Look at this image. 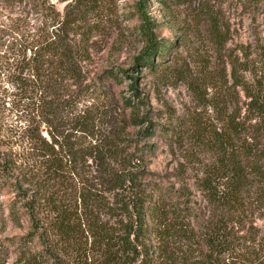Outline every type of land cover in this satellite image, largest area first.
I'll return each instance as SVG.
<instances>
[{
  "label": "trees",
  "instance_id": "obj_1",
  "mask_svg": "<svg viewBox=\"0 0 264 264\" xmlns=\"http://www.w3.org/2000/svg\"><path fill=\"white\" fill-rule=\"evenodd\" d=\"M2 1L19 12L3 35L11 39L0 56L1 100L26 122L17 135L23 159L12 144L10 153L0 152V194L15 193L7 203L11 218L24 215L29 227L12 240L14 264H264V83L256 61L220 55L215 74L190 78L214 89L207 103L220 121L211 129L194 123L192 139L213 160L194 176L203 202L193 204L189 188L149 178L144 154L152 143L140 150L137 140L152 137L155 126L128 132L146 122L129 97L118 96L128 116L104 128L99 88L85 82L82 69L87 51L70 36L95 0H74L70 12L71 5L57 10L49 0ZM145 2L136 5L145 45L136 59L156 69L154 56L175 46L155 38ZM209 26L222 47L215 18ZM103 73L109 84L119 81L112 70ZM93 94L98 102L89 101ZM7 248L0 241V264Z\"/></svg>",
  "mask_w": 264,
  "mask_h": 264
},
{
  "label": "rangeland",
  "instance_id": "obj_2",
  "mask_svg": "<svg viewBox=\"0 0 264 264\" xmlns=\"http://www.w3.org/2000/svg\"><path fill=\"white\" fill-rule=\"evenodd\" d=\"M49 1L55 2L57 10L71 5L67 12L76 6L74 0ZM138 2L140 0H95L92 12L83 21L73 22L70 36L87 51V59L81 62L82 69L85 82L99 88L100 106L107 112L104 128H113L114 123L128 116L129 109H122L118 96L129 97L137 106L138 116L144 117L146 122L138 127H127L128 132L135 134L148 122L155 126L152 137L140 136L137 140L140 150L152 143L153 151L144 154L149 178L162 186H185L192 192V203H202L193 180L213 159L211 153L199 151L198 143L191 136L196 124L208 129L220 127V121L207 103L214 89L206 86L202 79L209 76L208 73L215 74L220 55L225 62L228 54L233 53L242 60L247 56L256 61V77L261 76L264 83V0H146V16L152 23L155 38L175 46L173 51L166 50L162 58L154 56L156 69L137 63L136 58L142 55L145 46L137 33L142 22L136 12ZM18 12L19 7L6 6L0 0V56L11 39L3 36L4 32L14 30ZM212 17L223 39L220 48L214 43L209 26ZM28 18L29 24L35 27L33 13ZM226 68L228 71L227 64ZM0 69L3 71V67ZM105 70L117 73L119 81L109 84L104 79ZM197 75L202 78L198 84L190 81ZM247 76L253 78L252 73L247 72ZM4 85L0 82V152L10 153L8 147L12 144L16 158L23 159L24 143L20 144L22 140L17 135L26 122L19 113L5 109L6 101L1 100ZM130 86L135 88V93ZM106 92H109L110 102L105 99ZM216 92L218 94V90ZM88 99L96 102L98 96L93 94ZM243 100L239 92L240 105ZM10 197L15 198V193L0 194V241L8 244L5 264L15 263L18 253L12 240L29 228L24 215L18 222L12 220L7 204ZM21 210L19 213L23 212Z\"/></svg>",
  "mask_w": 264,
  "mask_h": 264
},
{
  "label": "water",
  "instance_id": "obj_3",
  "mask_svg": "<svg viewBox=\"0 0 264 264\" xmlns=\"http://www.w3.org/2000/svg\"><path fill=\"white\" fill-rule=\"evenodd\" d=\"M54 2V1H53Z\"/></svg>",
  "mask_w": 264,
  "mask_h": 264
}]
</instances>
